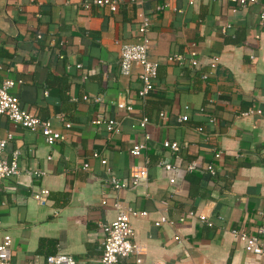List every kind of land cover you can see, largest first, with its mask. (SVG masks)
<instances>
[{
  "label": "crops",
  "instance_id": "1",
  "mask_svg": "<svg viewBox=\"0 0 264 264\" xmlns=\"http://www.w3.org/2000/svg\"><path fill=\"white\" fill-rule=\"evenodd\" d=\"M91 1L0 0V81H21L11 90L19 107L49 120L64 137L48 147L0 117V138L11 135L4 156L19 154V174L0 181V238L11 239V261L62 254L74 264H99V225L113 219L117 198L146 213L131 219L133 241L144 247L141 264H264V234L257 233L264 229V0L243 9L227 0H166L161 11L163 0H116L115 12L83 10ZM140 12L150 22L148 58L157 63L144 99L136 96L138 67L127 77L118 73L120 46L137 42ZM188 52L200 61L195 68L166 63L169 55ZM212 61L215 69L207 66ZM247 109L261 113L239 116ZM98 116L116 119L120 134L91 125ZM182 116L187 120L179 122ZM141 117L149 121L143 130ZM143 134L149 141L135 159L128 150ZM163 140L178 143V152L162 149ZM216 150L220 156L212 160ZM92 152L121 180L147 158V179L116 193ZM190 160L197 163L191 173L185 171ZM159 161L175 168L174 184ZM206 163L213 164V177ZM38 188L48 191L44 204L30 198ZM162 216L169 224L154 227ZM232 230L259 237L263 254L246 253Z\"/></svg>",
  "mask_w": 264,
  "mask_h": 264
},
{
  "label": "built area",
  "instance_id": "2",
  "mask_svg": "<svg viewBox=\"0 0 264 264\" xmlns=\"http://www.w3.org/2000/svg\"><path fill=\"white\" fill-rule=\"evenodd\" d=\"M166 0L156 7L157 11H161L166 4ZM130 3H134L135 0H130ZM228 3L235 7L243 9L249 5L255 3V0H227ZM188 4H192V0H188ZM91 6L98 8H105L109 12H115L118 8L116 0H92L91 2H84L82 4L83 10H88ZM235 9H231L233 13ZM139 24L136 28L137 42L134 44H123L119 50L118 60V73L121 76H129L132 73L133 67L137 66V79L139 81V88L136 92V96L139 99H144L153 89V80L157 74V63L151 61L148 58V51L150 47V40L147 37L150 22L147 16L143 13L137 14ZM260 21L263 19V13L260 14ZM39 38V36H37ZM166 63L183 65L186 64L189 68H195L200 61L196 58L195 53L188 52L186 55L171 54L166 58ZM211 69H215V62L212 61L207 64ZM76 69L80 68V65L75 66ZM2 69L0 63V70ZM84 79V77H82ZM207 76L203 74L202 80H205ZM21 81L12 79H2L0 81V117L6 118L14 126L21 127L31 133L38 134L45 145L52 147L55 144L63 141L64 137L58 131H56L51 125L49 120H42L35 115L21 109L18 105L17 98L12 95L11 90ZM86 97H82V101H86ZM100 98H94V103H100ZM117 107L124 109L126 112L131 110L130 106H123L118 104ZM261 112L257 109H247L239 114V116H251L259 115ZM158 117L161 120L165 119L163 113H159ZM187 118L182 116L178 119L179 122L186 121ZM209 122H215L212 117ZM90 124L97 127L102 126L105 132L109 136H117L120 134V123L107 116L95 117L90 121ZM149 121L146 117H141L137 122V128L143 130L145 125H148ZM67 129L69 124H65ZM198 132H201V128H197ZM11 139V135H6L5 138H0V181L17 176L19 169L17 167L18 151L11 153L10 159H6L4 156V149L7 142ZM149 141V135L143 134L142 141L133 144L128 153L131 157L137 159L142 155V151L145 150L146 144ZM161 148L168 151L171 154H175L179 150V145L175 141L163 140L161 142ZM220 156V151L216 150L212 153L211 159L217 160ZM90 157L98 161L99 165L104 168L106 173L105 183L114 192L131 190L138 186V184L147 179V167L149 161L147 158H143L141 163H135L129 168L127 178L121 180L117 178L112 172L107 170L106 160L101 158L97 152H92ZM157 165L167 174H170L167 181L169 184H174V171L175 168L168 163L159 161ZM87 165L83 164L82 168L86 169ZM207 176L213 177L215 175V169L213 164L206 163L203 166ZM197 170V163L194 160H190L187 164L185 171L194 172ZM30 175L34 178H39L42 173L39 171H32ZM48 191L44 188H38L30 194V198L38 204H44L47 201ZM104 205V202H102ZM111 208L114 211L113 219L105 224L99 225L102 232V238L100 241V257L99 264H117L120 259H132L133 264H141L142 256L144 255V247L133 241V230L131 227V219L138 217H145V212H138L126 206V204L115 198L111 204ZM169 224L165 217H160L153 222L154 227H160L162 225ZM210 226V223H207ZM231 235L234 240L242 242L243 250L254 256H261L263 254V246L259 237L247 236L242 232L232 230ZM258 234H264V229L260 228L257 231ZM11 239L8 235H3L0 238V264H16L11 261L10 253ZM25 264H74L71 257L62 254H55L46 256L40 261L33 259Z\"/></svg>",
  "mask_w": 264,
  "mask_h": 264
}]
</instances>
